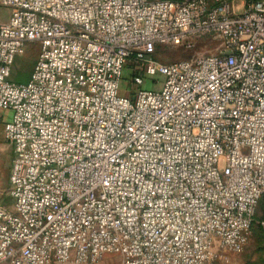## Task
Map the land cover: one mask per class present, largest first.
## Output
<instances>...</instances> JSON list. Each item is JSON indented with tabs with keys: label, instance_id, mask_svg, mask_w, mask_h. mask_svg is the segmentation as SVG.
<instances>
[{
	"label": "built area",
	"instance_id": "built-area-1",
	"mask_svg": "<svg viewBox=\"0 0 264 264\" xmlns=\"http://www.w3.org/2000/svg\"><path fill=\"white\" fill-rule=\"evenodd\" d=\"M0 12L12 149L0 264L242 251L264 204V0H0ZM199 41L214 51L153 59ZM29 44L36 60L15 83Z\"/></svg>",
	"mask_w": 264,
	"mask_h": 264
},
{
	"label": "rangeland",
	"instance_id": "rangeland-1",
	"mask_svg": "<svg viewBox=\"0 0 264 264\" xmlns=\"http://www.w3.org/2000/svg\"><path fill=\"white\" fill-rule=\"evenodd\" d=\"M1 13V12H0ZM214 47L208 46L205 48L201 41L193 48H188L185 44L175 43L158 46L153 59L160 63H171L180 60H189L196 57L202 52L211 53ZM38 54V46L36 44H29L24 53L18 57L13 65L10 79L15 83H22L27 80L32 70L33 64ZM129 70L125 69L122 73L124 79L128 78ZM161 77L154 80L161 81ZM119 95L126 94L125 91L133 86L122 84ZM145 88L159 89V85L149 86ZM10 113L6 110L0 109V205L6 208L11 207V199L8 195V176L11 160V148L4 139L2 121L8 120ZM255 222L251 227L248 240L239 253L231 252L229 250H218L217 264H264V228L259 223L264 220V204L260 203L256 212ZM264 223V221H263ZM113 260L111 257H106L102 262L97 264H111Z\"/></svg>",
	"mask_w": 264,
	"mask_h": 264
},
{
	"label": "crops",
	"instance_id": "crops-1",
	"mask_svg": "<svg viewBox=\"0 0 264 264\" xmlns=\"http://www.w3.org/2000/svg\"><path fill=\"white\" fill-rule=\"evenodd\" d=\"M10 113V112H9ZM9 119H10V117H9ZM8 119V120H9ZM8 120H5V121H2L1 123H2V127H3V123L4 122H6V121H8ZM11 148V147H10ZM11 158H12V149H11ZM10 166H11V160H10ZM9 172H10V168H9ZM8 178H9V176H8ZM1 206V205H0ZM6 208V207H5ZM264 220H261L259 223H261V222H263Z\"/></svg>",
	"mask_w": 264,
	"mask_h": 264
}]
</instances>
